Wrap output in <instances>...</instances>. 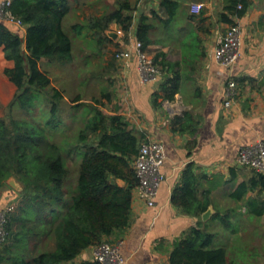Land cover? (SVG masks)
Here are the masks:
<instances>
[{"label":"trees","instance_id":"16d2710c","mask_svg":"<svg viewBox=\"0 0 264 264\" xmlns=\"http://www.w3.org/2000/svg\"><path fill=\"white\" fill-rule=\"evenodd\" d=\"M9 1L7 10L21 21L26 32L22 39L0 21V48L5 59L13 62V68L4 69L3 74L16 88L6 115L0 117V190L11 179L21 190L17 210L6 215L0 264H76V258L89 248L103 242L116 245L112 241L120 238L129 227L132 192L138 184L133 159L144 138L133 134L123 116L104 115L103 104L97 99L92 100L91 109L87 108L90 118L74 142L67 137L60 142L51 138L50 133L64 123L61 118L65 94L51 87L52 79L41 69V60L59 65L72 63L73 40L64 28L70 13V0ZM161 8L167 14L166 26L178 19L177 2L162 0ZM248 8L246 0H226L219 19L233 26L236 23L232 18H242ZM133 11L129 0H124L111 12L93 18L88 24L72 26V31L80 36L87 27L99 44L111 41L105 34L115 24L127 37L134 23ZM153 19L157 17L154 15ZM186 20L194 23L196 18L191 15L186 16ZM254 27L264 31V15ZM154 29L148 17L140 16L135 39L161 73L159 94H155L154 99L156 106L158 99L173 101L183 83L196 82V70L204 52L199 27H194L181 42V61L168 60L162 51L152 54L149 47L154 43ZM247 81L256 83L248 78L234 80L237 86V82ZM257 84L264 86V78ZM42 98L47 107L43 127L32 117ZM110 98V94H103V99L110 101ZM82 104L80 95L68 103L73 110L81 108ZM15 110L26 113L31 119L16 118ZM198 126L199 122L190 112L172 121L173 133L190 137L189 150L196 146ZM82 150L76 180L71 185L66 159ZM192 168L188 165L183 172L181 185L174 189L171 202L183 214L199 218L212 205L211 192L200 191V183L207 177L196 175ZM254 191L264 193V176L255 172L247 182L237 185L230 198L240 201ZM247 206L253 216L262 215L255 200H249ZM217 216L212 219L217 218L225 228L230 226L228 217ZM16 224L17 229H13ZM214 238L208 223L199 221L175 243L170 264H234L229 261L226 248H213Z\"/></svg>","mask_w":264,"mask_h":264},{"label":"crops","instance_id":"0c3cea01","mask_svg":"<svg viewBox=\"0 0 264 264\" xmlns=\"http://www.w3.org/2000/svg\"><path fill=\"white\" fill-rule=\"evenodd\" d=\"M2 1L5 0H0V3ZM131 1L129 0L136 15L130 33L127 37L112 39L119 49L127 48V40H135L138 20L144 15L155 27L152 32L154 43L149 47L152 54L162 51L167 54L168 60L181 61L182 40L191 29L199 27L198 34L202 40L204 57L198 63L196 82L183 83L173 101L158 99L156 106L154 99L155 94H159V84L141 83L135 59H131L126 65L114 58L116 72L112 73L113 80L117 77L118 81H110L112 95L110 101L104 100L107 105L115 103L119 95L121 103L116 112L106 116H123L133 134L144 138L140 144H162L165 159L161 167L164 181L159 187L155 205L147 206L139 198L135 187L132 192L130 225L112 243L119 245L126 264H170L175 243L200 221L208 223L209 231L215 234L213 248L223 247L228 250L230 262L264 264V193L249 192L240 201L230 198L238 184L247 182L253 176L252 170L237 163L240 149L264 141V86L257 84L264 78V31L254 27L264 15L263 0H246L249 4L246 14L240 19L232 18L241 27L242 51L240 58L230 69L219 65L214 58L218 39L230 27L219 19L220 14L224 13L226 0H172L179 5L180 14L175 22L167 26L164 24L167 14L162 11V0ZM75 2L80 4L81 0ZM193 4L201 5L199 13L191 12ZM71 12L74 10L70 0ZM154 15L157 19H153ZM191 15L196 18L194 23L186 20V16ZM5 25L22 39L25 37L26 27ZM74 25L78 24L72 26ZM112 26L116 31L119 29L116 25H111L110 28ZM46 62L51 63L42 59L41 67ZM6 68H13V62L5 59L3 49L0 48L2 104L11 100L16 90L3 74ZM244 78L252 79L256 83L237 82L238 96L226 108L224 103L227 99V82ZM4 87L7 88L6 91ZM185 112L192 113L199 122L196 146L192 150L188 147L190 137L172 131V121L183 117ZM188 165H192L196 175L207 177L200 183V191L211 192V215L207 221H202V216L197 218L183 214L171 202L172 193L181 185L183 172ZM119 184L123 186L122 182ZM230 185H233L232 190L226 191ZM11 189L14 196L21 190L13 187ZM9 197L10 195H6L0 199V210L3 209L2 201H8ZM251 199L262 210V215L251 214L247 206ZM216 215L229 218L230 226L225 228L226 235H221L220 229L214 224L219 222L217 218L212 219ZM93 250L94 247L85 250L76 258L75 263L94 262Z\"/></svg>","mask_w":264,"mask_h":264},{"label":"rangeland","instance_id":"374dc122","mask_svg":"<svg viewBox=\"0 0 264 264\" xmlns=\"http://www.w3.org/2000/svg\"><path fill=\"white\" fill-rule=\"evenodd\" d=\"M122 1L124 0H81V3L79 4L78 2L76 3L75 0H71L74 12L68 14L67 19L64 22V28L73 40L72 63L67 65H58L57 63L49 64L46 62V64L41 67V69L47 71L51 77V87L59 88L63 90L65 94L62 104L63 114L61 118L64 123H62V126H60L58 130L50 133L51 138L56 142L63 141L66 137L73 140V142L77 139L79 131L84 127L87 120L90 118V113L87 111V108L91 109L92 100H100L103 104L101 109L105 115L112 114L120 108L119 103H121V98H118L119 95L115 99V103L111 102L107 105L105 103L106 101L103 99V94L106 93L112 95L110 90L111 87L109 86L111 84L110 81H118L117 77L113 80L114 75L112 74L116 72L114 56L122 49H119L117 44H115L111 38H109L111 41L104 40V42H99L98 44L96 36L93 35V31H90L87 27H84L80 36H76L72 31V25L75 23L78 25L88 24L92 18H98L97 16H99L102 11L103 14L111 12L113 8H115L117 4ZM132 15L135 16L136 14L133 13ZM100 16H102V14ZM114 29L115 27L112 26L108 32H115L116 30ZM108 32H106L105 36ZM6 89L7 88L4 87L5 91ZM15 93L16 90L14 91L13 96H15ZM77 95L81 96L83 106L79 109L73 110L70 108L68 103ZM1 96L2 94L0 97ZM12 99L4 102V104L0 103V117L6 115L7 107L12 102ZM46 109L47 107H45V103L42 98L37 104L36 111L32 114V117L35 118L38 121V124L42 127L44 124V111H46ZM14 115L18 119H31V117L22 111L15 110ZM83 152L84 151L82 150L79 154L73 153L66 159V164L70 171L69 177L71 185L75 183L78 160L82 157ZM15 183L19 185L17 182ZM19 188L21 189L20 185L18 190ZM232 188L233 185H230L226 191L230 192ZM13 192L14 191L11 189L9 184L0 190V199L6 195H10L8 201H2L3 209L0 210V213L8 208L12 209V213L17 210L16 208L20 198L19 194L14 196ZM214 224L220 229L219 233L221 235H226L227 231L221 222H215ZM13 229H17V224L13 227ZM46 243L48 244V242ZM42 246H44V243ZM50 247H52V245Z\"/></svg>","mask_w":264,"mask_h":264},{"label":"built area","instance_id":"2783aa9c","mask_svg":"<svg viewBox=\"0 0 264 264\" xmlns=\"http://www.w3.org/2000/svg\"><path fill=\"white\" fill-rule=\"evenodd\" d=\"M10 5L9 0L0 3V21L17 27H23L19 19L14 18L7 8ZM240 8V7H239ZM201 5H191L192 13H199ZM117 38L124 37L123 31L119 28L115 31ZM242 51V33L238 24L230 26L221 36L214 49V58L216 62L226 69H230L240 58ZM115 59L123 61L127 65L131 59H135L136 68L139 73L140 81L143 84H159L161 73L154 65L152 57L143 50L142 44L135 40H129L127 48L119 50L115 54ZM238 96L236 83L233 80L227 82V99L224 106L229 108ZM165 159L164 147L158 142L143 143L139 153L134 160L133 169L138 184L136 190L139 198L149 207L155 205V198L164 175L161 167ZM239 166L248 168L253 172L264 176V141L240 149L237 157ZM12 209L0 213V242H3L6 236L5 223L6 215ZM94 262L98 264H126V260L120 252L119 245H111L103 242L93 250Z\"/></svg>","mask_w":264,"mask_h":264},{"label":"water","instance_id":"95a60500","mask_svg":"<svg viewBox=\"0 0 264 264\" xmlns=\"http://www.w3.org/2000/svg\"><path fill=\"white\" fill-rule=\"evenodd\" d=\"M107 35L111 38V39H116L117 38V35L115 32H108ZM8 184L15 188V189H18V187L15 185V181L13 179L9 180L8 181ZM211 215V210L210 208L202 215L201 219L202 221H207V219L210 217Z\"/></svg>","mask_w":264,"mask_h":264}]
</instances>
